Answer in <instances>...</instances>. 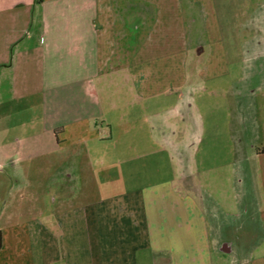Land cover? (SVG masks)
I'll use <instances>...</instances> for the list:
<instances>
[{"label": "crops", "instance_id": "obj_1", "mask_svg": "<svg viewBox=\"0 0 264 264\" xmlns=\"http://www.w3.org/2000/svg\"><path fill=\"white\" fill-rule=\"evenodd\" d=\"M224 1L0 0V264H264V0L232 18L252 73L229 85ZM200 83L224 120L180 141L172 121L193 105L177 102L163 144L188 149L181 169L225 146L240 171L163 181L131 137L130 98Z\"/></svg>", "mask_w": 264, "mask_h": 264}, {"label": "rangeland", "instance_id": "obj_2", "mask_svg": "<svg viewBox=\"0 0 264 264\" xmlns=\"http://www.w3.org/2000/svg\"><path fill=\"white\" fill-rule=\"evenodd\" d=\"M260 1V0H259ZM263 1V0H261ZM247 1L244 0H225L223 4L226 7V13L224 16H229L228 19L232 18H241L242 12V6L246 7ZM227 18V17H226ZM239 18V19H240ZM227 23V30L225 32L224 40L226 43V46L228 48V61H229V68H230V75H227L225 78V85L230 84L231 81H235L236 78H240L242 76V71L244 69L241 68L239 65L240 61V51L237 49L238 40H242L243 37L241 35H237L236 27L238 20L232 19ZM236 22V24H235ZM196 36L201 38L203 41L205 40L204 31L200 27L196 28ZM194 37V38H195ZM193 40V39H191ZM196 40V39H194ZM264 69H258L254 70L256 72V78H262L263 74L262 71ZM245 72L248 71L249 73H252V69H245ZM117 93H122L123 89H120V87L115 88ZM127 92L129 93L128 87L126 86ZM210 89H211V83H200L199 87L195 90L196 92L193 93V95H190L189 89H183L180 91V96L177 95V97H174L173 100H157L154 102H146L141 103L137 102L130 98V102L132 103V111H133V122L132 125L134 126L133 129H137V131L132 130L133 139H140L144 140L145 146L141 148V152L146 154L147 159L143 160L145 161L150 169H153L154 171H157L155 167H160L158 169H161L162 171V180L166 181L170 178H175V176L180 172H187L188 165H185L184 169H181V165L179 163V156H184L185 160H188V149L183 148H171L168 147L166 144H163L164 140H167V137H164V135L171 136V133L167 132L163 129L161 126H163V123H166V119H168V116L171 115V111L173 109V106L176 105L177 102L181 104H188L189 100L192 102V108H188L186 110L185 117L187 118L184 120L182 117L178 120L173 119L172 123L176 124L178 127V140L181 141L182 137H187L188 132L186 131L188 128L189 123H199V124H210L213 121L214 122H222L224 120V108L225 104L222 105L219 100L213 99L212 101L209 100L210 95ZM131 92V90H130ZM194 92V91H192ZM133 94V93H132ZM131 94V95H132ZM130 95V96H131ZM258 106L261 110H264V91L259 92L258 96ZM187 107H185L186 109ZM189 111V112H188ZM138 112V113H136ZM141 113V114H139ZM156 128V130L153 128ZM161 128V130H159ZM140 129V130H139ZM154 129V131H153ZM163 130V131H162ZM204 136V135H203ZM206 140V136L204 137ZM257 139V137H256ZM264 137L259 135L258 142L259 144H264ZM156 141L157 144L153 145L150 144L151 142ZM162 145V147L160 146ZM178 150V151H177ZM233 149L227 148L225 146L223 147H216L213 149H208L205 147V145H201L195 148V159L194 162H192L189 166V172L198 178H203L204 174H209L210 171H221V172H238L240 171L237 164L234 163V156L231 155ZM184 153V154H183ZM158 157L161 158V163L155 164L152 163V160L155 158L158 159ZM187 164V163H186ZM105 183V181L101 180V183ZM196 183H202L201 186L205 185L206 182L202 181V179H198L194 181ZM208 184V183H207ZM206 184V186H208ZM212 188V187H211Z\"/></svg>", "mask_w": 264, "mask_h": 264}, {"label": "trees", "instance_id": "obj_3", "mask_svg": "<svg viewBox=\"0 0 264 264\" xmlns=\"http://www.w3.org/2000/svg\"><path fill=\"white\" fill-rule=\"evenodd\" d=\"M257 152L258 154H264V146L258 149ZM2 244H3V236H2V233L0 232V250L2 248Z\"/></svg>", "mask_w": 264, "mask_h": 264}]
</instances>
